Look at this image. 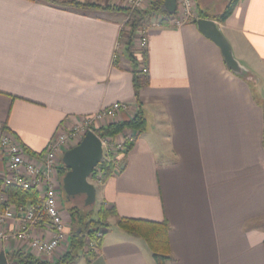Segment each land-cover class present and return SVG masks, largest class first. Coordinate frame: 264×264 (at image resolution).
I'll return each instance as SVG.
<instances>
[{"label":"crops","instance_id":"crops-1","mask_svg":"<svg viewBox=\"0 0 264 264\" xmlns=\"http://www.w3.org/2000/svg\"><path fill=\"white\" fill-rule=\"evenodd\" d=\"M197 1L206 13L200 18L216 22L250 77L231 72L195 23L150 27L144 55L135 54L148 69L136 98L126 42L112 61L125 14L0 0V135L10 131L37 155L58 132L114 102L129 106L116 122L132 118L138 104L145 121L121 170L96 190L97 209L112 207L116 216L107 218L96 251L84 247L71 264H157L117 217L166 221L164 264H264V0H238L224 21ZM3 170L0 155V178ZM61 212L69 233V213ZM67 246L68 239L52 264ZM21 248L10 241L0 251Z\"/></svg>","mask_w":264,"mask_h":264},{"label":"built area","instance_id":"built-area-1","mask_svg":"<svg viewBox=\"0 0 264 264\" xmlns=\"http://www.w3.org/2000/svg\"><path fill=\"white\" fill-rule=\"evenodd\" d=\"M112 1L114 5L130 9H145L151 3L150 0ZM196 5V0H176V11L167 18L165 24L162 22L161 15L158 14L159 16L139 27L133 38L135 54L140 55L146 49L148 28L179 27L185 23L195 22L199 18ZM126 20L121 25L119 40L114 45L112 54L114 64L124 50L126 38L123 34L128 32ZM139 69L143 73L148 72L143 63ZM128 108L127 103L114 102L91 115L81 117L68 129L58 132L46 148L37 155L29 154L10 131L4 130L1 133L0 155L4 160V170L0 178V246L10 241L19 242L23 246L21 249L33 256L51 263L55 261L56 250L67 243L68 239L60 205L63 193L60 188V169L63 164L61 156L66 149L72 147L73 141L79 142L87 131L97 135L98 128L116 122L118 114L127 111ZM135 135L136 133L129 129L122 131L114 139L97 135L103 148L101 160L113 162V173L121 170L123 155L127 151V145L134 141ZM94 169L98 171L95 181L101 183L102 173L98 166ZM10 188L31 190L35 192L37 200L25 204L12 203L9 200ZM10 221L14 224V228L4 229L3 226ZM105 230L106 228L101 227L96 231L94 238L85 237L86 252L96 251ZM7 264H18V262L7 260Z\"/></svg>","mask_w":264,"mask_h":264},{"label":"trees","instance_id":"trees-1","mask_svg":"<svg viewBox=\"0 0 264 264\" xmlns=\"http://www.w3.org/2000/svg\"><path fill=\"white\" fill-rule=\"evenodd\" d=\"M47 1L51 4L61 6H70L76 8H97L108 11L110 10L115 12H124L127 18L126 25L129 28L128 32L126 33L125 51L131 63L132 84L135 97L137 98L138 91L143 86L147 85L148 76L146 73H143L139 69V62L135 55L133 47L134 34L139 27L143 26L147 22V20L152 18L154 15L163 14L165 15L166 19L170 16L160 11L162 0L153 1L145 9H130L116 5H103L91 1ZM237 2L238 0H228L223 10L216 16L218 21H224L228 16H230ZM196 3L198 17H206V13H204V11L200 7V2L197 1ZM141 55H144V52H142ZM240 77H250V74H245ZM144 128L145 121L142 117L141 108L138 104V110L135 112L132 118L123 122L108 123L105 126L98 128L96 130V133L99 137L114 139L124 129H130L134 131L136 135H138L144 130ZM129 145L130 144L127 145V148L129 147ZM97 166L102 173L101 182H103L110 174L113 173V166L110 161L103 159L98 163ZM66 170V167L62 164L60 169L61 176H63ZM9 199L12 203L15 204H25L29 200L31 202L37 200V196L35 192L31 190L10 188ZM67 211L69 213L71 224L73 226L75 224L76 227L70 230L69 233H67L68 246L66 252L58 261H56L55 264H71L73 261H75L80 256V253H83L84 251L85 237L89 236L91 238H94L95 233L99 228L107 227V218L110 216H116V212L112 207H106L103 205H100V207L96 210L95 218H92V216L94 215L93 209H90L85 215L76 206L69 207ZM116 225L126 233L143 239L150 248L153 258L157 264H164L165 261L169 258V226L166 221L155 222L137 218L117 217ZM6 257L9 262L16 261L18 262V264H52L51 262L41 260L33 256L32 254L20 249L7 252Z\"/></svg>","mask_w":264,"mask_h":264},{"label":"water","instance_id":"water-1","mask_svg":"<svg viewBox=\"0 0 264 264\" xmlns=\"http://www.w3.org/2000/svg\"><path fill=\"white\" fill-rule=\"evenodd\" d=\"M160 11L166 15H173L176 11V0H162ZM194 23L205 37L218 46L223 61L231 72L239 76L247 74L245 68L234 57L229 41L214 20L199 17ZM102 156L101 140L92 131H87L78 143L63 152L61 162L67 170L62 176L61 186L67 198L83 194L85 205L95 202L96 189L89 178ZM0 264H7V257L3 250L0 251Z\"/></svg>","mask_w":264,"mask_h":264},{"label":"rangeland","instance_id":"rangeland-1","mask_svg":"<svg viewBox=\"0 0 264 264\" xmlns=\"http://www.w3.org/2000/svg\"><path fill=\"white\" fill-rule=\"evenodd\" d=\"M206 3H208L209 5H212L213 7H211V12L212 13H219L223 10L225 4L227 3V0H205ZM222 1V3H220ZM219 4V5H218ZM218 5V6H216ZM119 14L124 15V12L119 11ZM120 15V16H121ZM126 17V16H125ZM127 19V18H125ZM129 29V28H128ZM78 142V141H77ZM77 142L74 143V141L72 142L74 146ZM71 147V146H70ZM113 166V162H110ZM99 169V168H98ZM97 174L98 171L97 169H94L93 173L90 175L89 181L91 183L94 184V186L96 187V190L99 189V184L98 182L95 181V179L97 178ZM102 178V177H101ZM62 179V176H61ZM60 179V182H62ZM60 188H62V186H60ZM84 198L85 196L82 195H78L74 198H67V196L65 195V193L63 192L60 198V205H61V209L62 210H68L69 207L71 206H76L79 208V210L85 215L90 209H93L94 215L92 216V218L96 217V210L98 207V200L95 201L93 204L91 205H85L84 204ZM76 227V225L74 224V226L70 223L69 224V229L72 230Z\"/></svg>","mask_w":264,"mask_h":264}]
</instances>
